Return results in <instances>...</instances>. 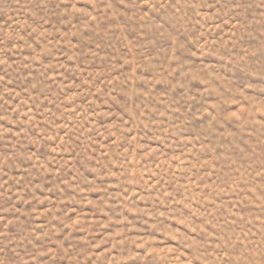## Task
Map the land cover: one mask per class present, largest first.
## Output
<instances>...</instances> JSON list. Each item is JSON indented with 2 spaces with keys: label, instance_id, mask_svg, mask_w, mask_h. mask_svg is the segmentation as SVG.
<instances>
[{
  "label": "rangeland",
  "instance_id": "rangeland-1",
  "mask_svg": "<svg viewBox=\"0 0 264 264\" xmlns=\"http://www.w3.org/2000/svg\"><path fill=\"white\" fill-rule=\"evenodd\" d=\"M0 264H264V0H0Z\"/></svg>",
  "mask_w": 264,
  "mask_h": 264
}]
</instances>
